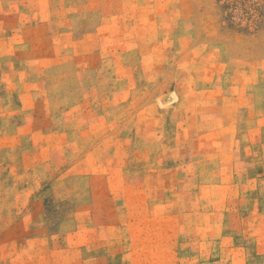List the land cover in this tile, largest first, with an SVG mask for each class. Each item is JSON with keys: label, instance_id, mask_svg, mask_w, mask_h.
Returning <instances> with one entry per match:
<instances>
[{"label": "rangeland", "instance_id": "obj_1", "mask_svg": "<svg viewBox=\"0 0 264 264\" xmlns=\"http://www.w3.org/2000/svg\"><path fill=\"white\" fill-rule=\"evenodd\" d=\"M0 264H264V0H0Z\"/></svg>", "mask_w": 264, "mask_h": 264}, {"label": "trees", "instance_id": "obj_2", "mask_svg": "<svg viewBox=\"0 0 264 264\" xmlns=\"http://www.w3.org/2000/svg\"><path fill=\"white\" fill-rule=\"evenodd\" d=\"M228 6V5H227Z\"/></svg>", "mask_w": 264, "mask_h": 264}]
</instances>
